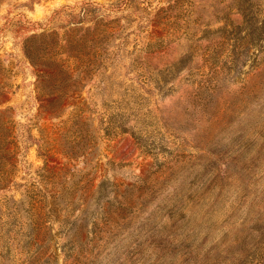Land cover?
<instances>
[{"label":"rangeland","instance_id":"rangeland-1","mask_svg":"<svg viewBox=\"0 0 264 264\" xmlns=\"http://www.w3.org/2000/svg\"><path fill=\"white\" fill-rule=\"evenodd\" d=\"M115 1L0 0V264H264V0Z\"/></svg>","mask_w":264,"mask_h":264},{"label":"trees","instance_id":"trees-1","mask_svg":"<svg viewBox=\"0 0 264 264\" xmlns=\"http://www.w3.org/2000/svg\"><path fill=\"white\" fill-rule=\"evenodd\" d=\"M132 1H135V0H116L115 2L112 3V7L127 6V5H130L132 3ZM184 1L185 0H167L168 5L166 7H163L160 9V11L163 12V15L161 17L169 19L173 16H176L178 18L179 17L178 11L184 5ZM93 10H94V7L92 5H90L89 3H85L81 12L79 13L80 21L87 20L90 17H92L91 20L98 19L100 14H94ZM80 21H78V22H80ZM27 53H28V56L31 58V52H27ZM43 57H45V56H43ZM49 57L46 56L45 58H49Z\"/></svg>","mask_w":264,"mask_h":264}]
</instances>
